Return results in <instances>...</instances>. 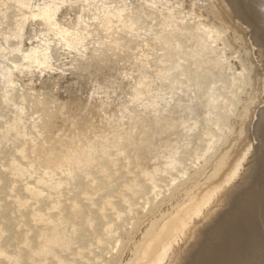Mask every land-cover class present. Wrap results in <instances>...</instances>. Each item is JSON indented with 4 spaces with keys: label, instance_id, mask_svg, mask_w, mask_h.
<instances>
[{
    "label": "bare ground",
    "instance_id": "1",
    "mask_svg": "<svg viewBox=\"0 0 264 264\" xmlns=\"http://www.w3.org/2000/svg\"><path fill=\"white\" fill-rule=\"evenodd\" d=\"M63 1H65V0H63ZM86 1L89 2L88 0H86ZM132 1H133V3L138 2V4L141 2V0H132ZM151 1H152L151 3H153V4H151V6H154L155 5L154 3L159 4L158 5L159 8H162L161 10H163L165 13V14L163 13L165 16L162 18H161V14L160 15L158 14L160 16L159 17L160 20L158 19L160 21L159 24L164 23V24L168 25L167 29H163L162 32L160 30V37H162V38L164 37L166 44L172 50L176 51V53H178V55H183V57L185 58L183 61L178 60L176 58V62L177 61L178 62L173 63L172 61L168 62L166 60L167 59L166 58L165 60L168 62L167 65L169 67V68H166L165 66H163V64L166 65V63H164V61L162 62L161 60H159V63L161 61L160 64L157 62V60L152 61L151 57L154 58V54H152L153 51L151 52V54L153 56L145 53V51L144 52L142 51V50H144V48H146V46L151 45L150 43L147 44L148 42L145 43L147 40L144 43L143 42L141 43L142 40L138 38L141 41L139 42V44H136L137 39L135 41H133L134 38L132 36L129 39L127 36L128 34L124 35V37L121 35H118V38L120 39L118 42L119 47L114 48L115 43L113 45L112 37H111V40H110V37H108L109 38L108 42H110L109 46L113 50V55H111V54H109V55L114 57L115 60L120 58V57H122L121 59L123 60L124 54L130 53L129 56H131V59L129 62V67L134 66L129 70V72H128V70H127V72H123V75H129L128 79H124L122 77L124 79V82L128 81V82H130V85H131V94H124V97L127 95L126 97L130 98L129 101H126V100L124 101L125 108L130 107V105L133 106L134 105L133 102H135V100L137 99V103H138L137 106L142 105V107H144V109H147V107H151L153 110L152 114L154 115V119H152L151 117L149 118L150 119V122H149L150 125L147 127H144L145 128L144 130L142 128H141L142 130L141 129L137 130L135 128L137 130V133L134 135L133 139L134 140L137 139V140H135V144L132 145L133 149L131 147V149H127V151H126V158H129V160H132V162L135 161L134 159H138V161H142V160L148 161V162H145L144 164H139L134 170V171L138 172L137 173V181L141 185L134 184V185L128 186L132 190V194H129L130 195V196L128 195L129 197L127 196V199L125 202H123L125 200V198H122L121 197L122 195L121 196L118 195L117 197H115L116 194H114L115 196H113V200L111 199L112 200L111 202H104L102 200V197L100 199L96 197L94 207L96 204L99 205L100 212H102V213H104V211L106 210L105 208H107V210H109L113 206H116V205H118L119 208L118 209L116 208L117 210L113 211V213H111V214L109 212H107L105 217L102 215L98 219H95L94 221H91L90 223L88 222V223L83 224L84 222H82L80 219V221L77 222V225L76 224L74 225V223H73L74 220L78 219V217H76L77 214L74 212V210L72 209V207L70 205H68V206L63 205V201L65 198L68 201V197L73 196V194L67 190V186H68L67 178L69 177L70 172L67 170L69 173L67 175H64L65 176L64 178H62L60 175L55 176V178H50L47 180L40 178V177H38V178L35 177L36 181H34V182H41L44 180V182L49 181V183H50L46 189L41 188L38 191L36 186H35L36 184L32 183L33 180L31 178V176H28L27 173L24 174L26 171L24 172L25 167L21 162L22 158L24 157V156L22 157V155H21L22 150H20L19 148L16 149V146H15L16 144H14L12 142L11 138L8 140L6 139V141L0 145V235H1L0 236V264H9L10 258L15 254L21 255L24 260H26L28 258H35L37 260L36 264H51V263H46L44 261V256L46 254H49L50 253L49 251L53 250L54 243L51 241V237L56 236V234L61 235V243L64 246L67 244L65 246L67 251L66 252L62 251L60 256L58 257V259L56 260V262L54 264H110V262L114 259V257L117 254L122 252V249H123L122 247H124V245L126 243V238L135 231V228L137 227L138 223L140 222L141 217H144L148 213L152 212L153 206L158 203V201H156V200H159L160 197H167V196L171 195L172 191H174L173 189L176 186H178L179 184H182L184 179L188 178V176L192 173V171L201 167L202 164L206 165L209 162V160L211 159V157L214 158L215 155H217V153L219 152V149H218L219 146L221 145L222 141L226 139L227 135L229 134V131L231 130L228 123L230 122L231 116L234 114V110L238 104L237 103L238 96L242 92V89L244 86V84H243L244 83L243 82L244 81V76H243L244 74L240 71H237L236 65L234 62L236 60H239V63L242 62L241 58H240V53L239 52L233 53V54L231 53L232 47L228 43V31L223 30L220 27H217L214 25H208L207 23L203 22L201 19L203 18L206 20V17H204L202 15L203 14L202 12L199 13L198 17L195 16L194 11H190L191 14H189L188 11L184 7V0H151ZM66 2H67V0H66ZM70 2H72V1H70ZM87 2H85V3H87ZM92 2H94V0ZM113 2H114V0H113ZM120 2L121 1H119V3ZM102 3L104 4L106 2H102ZM119 3H116L115 4L116 6L114 5V7L118 8V11L116 13L117 15H119L118 17H120L121 13H124V11H126V10H128L129 17L138 14L140 11V9H138V13H136L137 10L135 7H134L135 9H133V10H136V11L129 9V7H127L128 3L126 2V0H125V2L123 1L122 8H121V5H119ZM80 4H78V5H80ZM88 4L91 5V3H88ZM168 4H170V7H167ZM31 5H32V2H31ZM135 5L137 6V4H135ZM132 6H134V5H132ZM61 7L63 8L64 5L63 6L61 5ZM125 7H127V8H125ZM4 8H5V6H4ZM71 8L68 7V9H71ZM92 8H89V10L90 9L92 10ZM68 9L66 11H65V9H61L59 11L57 10L58 14L60 16L59 18L67 19L68 17H73V14H74L73 11H70ZM73 9H76V8H72L71 10H73ZM94 9L95 8H93V10ZM100 9H101V7H100ZM32 10H33V6H32ZM92 11H91V13H92ZM97 11H99V10H97ZM150 11H151V9H150ZM142 12H144V11L142 10ZM37 13L38 12H36V14ZM157 13H158V11H157ZM5 14H7V12L6 13L1 12V15H0V24L2 26L8 20H10V23L12 24L15 13L14 14L9 13L7 15H5ZM93 14H95V10H94ZM142 14L144 15V13H142ZM142 14H141V16H142ZM82 16H83V14H82ZM146 16H147V14H146ZM177 16H179L178 18L181 20H179L178 18H174ZM112 17H114V16L112 15ZM147 17H149V16H147ZM151 17H153V16H151ZM151 17H150V19H151ZM172 18L174 20H172ZM76 19H78V18H76ZM110 19H112V18H110ZM140 19H141V17H140ZM177 19H178V21H177ZM125 20H127V19L124 18V21ZM128 20L125 22H121V23H124V25H126L127 27H130V26L132 27L133 25H131L130 22L133 21L134 19H131L130 21H128ZM144 20L145 19H143L142 21H144ZM81 21H84V20H81ZM134 21H133V23H134ZM155 21L159 22L157 20H155ZM109 22H110V20H109ZM150 22H152V21H150ZM150 22H149V24H151ZM10 23L9 22L7 23V26L9 25V28H6L5 29L6 31L12 27V25ZM17 23H19V22H17ZM51 23H53V22H51ZM111 23H112V21H111ZM139 24H140V22H139ZM141 24H144V23L141 22ZM113 25H115V24H113ZM122 25L123 24H121V26ZM156 25H157V23H156ZM149 26H151V25H149ZM178 26L181 27L182 30L180 28L177 29ZM100 27H101V24H100ZM116 27H117V25H116ZM174 27H175V29L180 30L179 32L174 31L180 36V39H182L181 41H183L180 44L176 41V39L174 38V36L171 33V31L174 30L173 29ZM113 29L116 30V28H114V27H113ZM143 29H145V28H143ZM117 30H120V28L119 29L117 28ZM127 30H128V28H127ZM8 31H10V30H8ZM74 31H76V30H74ZM132 31L136 32V30H132ZM137 31H139V30H137ZM156 31L158 33V30H156ZM156 31L155 30L153 31V32H155L154 34H156ZM71 32L73 33V31H71ZM140 32H142V31H140ZM148 32H150V31H148ZM148 32H146L147 35L149 34ZM197 32H200L202 35L197 33ZM109 33L110 32H108V34ZM136 33L138 34V32H136ZM59 35H61V34H59ZM149 35H151V33ZM134 36H135V33H134ZM184 36H185V38H184ZM198 36H200L201 39H199ZM142 37L140 36V38H142ZM157 37H158V35H157ZM182 37L184 39H186L187 42L185 40H183ZM69 38H70V36H69ZM151 38H153L152 35H151ZM145 39H147V38L144 37L143 40H145ZM8 42L6 44H8ZM69 42H73V44H76V46L75 45L71 46ZM69 42H67L69 44H67L66 42H63V44L65 45L64 51L66 52L65 60H63V61L65 62L64 65H66V66L67 65L69 66L72 59H79L80 60V58H82V57L92 56L91 53L93 52L92 50L94 49V47H96V46L102 47L103 46L102 35H101V33H99V31H97L94 28L92 30H89V31H81L79 33L75 32L71 36ZM127 42H128V46L126 44ZM129 42H130V44H129ZM159 42H160V40H159ZM1 44H2V42H1ZM52 44H54V43L52 42ZM63 44H62V46H64ZM183 44H185V48L183 47ZM227 44L231 47V49ZM4 46H5V43H4ZM104 46H105V44H104ZM154 46H156V45H154ZM189 47H192L193 49H189ZM151 48H152V46H151ZM208 48L211 49V51ZM7 49H8V47H7ZM9 50H10V48H9ZM29 51H30V49H29ZM104 52L107 53L106 51H104ZM176 53H175V57H176ZM12 55H13V53H12ZM103 55H101V56L103 57ZM160 55H162V54H160ZM148 56H151V57H148ZM180 58H182V57L180 56ZM61 59H63V57ZM158 59H159V56H158ZM89 60H91V59H89ZM96 60H98V59L96 58ZM73 61H75V60H73ZM85 61H88V60H85ZM94 61H95V58H94ZM103 61H101V62H103ZM82 62H84V61H82ZM110 62H113V61L111 60ZM91 63L93 64V61ZM97 63H98V61H97ZM157 63L159 64V66H157ZM184 63H187L188 65L186 66ZM54 64H56V63H54ZM109 64H111V63H109ZM178 64L180 65V67L178 66ZM51 65H49L50 67L48 68V69L51 68V70H50L51 74L50 75H48L49 73L46 74V72H41V75L39 78L35 77L33 73L31 75V77L35 80L34 83H36V88L40 87L42 84L44 86H47L46 88H49V90L47 89L48 92L52 91V96H50V95H48V96L51 100H53L55 102L56 100L59 99V94L57 93L56 88L61 86V85L69 84L75 77L73 76V73L70 72V67H68L67 71L65 70L66 73L64 74L63 72L61 73V72L55 71V69H53L54 65L53 66H51ZM102 65L103 64H101V66ZM114 66H115V64H114ZM83 68H84L83 70H85V67H83ZM90 68L92 69L91 66H90ZM126 68H128V67H126ZM150 68H152V71L150 70ZM86 69H87V73H88L89 72L88 68L86 67ZM115 69H116V66H115ZM171 69L174 70V72H173L174 74L172 75V77H171V74L169 71ZM72 70H74V69H72ZM149 70L151 71L150 73L148 72ZM175 70H176V72H175ZM188 70L190 71V73H188ZM110 71L112 72L111 69H110ZM75 73H76V71H75ZM175 73H176V75H175ZM89 74H90V72H89ZM94 74H93V76H94ZM182 74H184L183 76H185L184 78L187 79L188 83L190 81L189 84H187V83H185V84L191 85L189 87L185 85L186 86L185 88L188 90L187 95L189 96L190 100H187V103L185 102L186 104H184V105L180 104L181 100H179V101L176 100L175 103H173L175 100H173V102L171 100V98H175V96L177 95V92L182 94L181 90L183 89V87L182 88L180 87V84H182V82L178 83L175 80L176 76H180ZM81 75L83 77V74H81ZM123 75H121V76H123ZM47 80H51V84H50L51 86L46 84ZM111 80H112V78H111ZM142 80H143V84H142ZM167 81H169V82H168L167 88H165L164 83H166ZM77 82H79V80ZM82 82H83V80H82ZM82 82H79V83H82ZM29 84L27 86H29ZM70 84H72V83H70ZM17 85L18 86L21 85L20 87L24 88V86H22V85H25V84H21L20 82L17 81ZM91 85H93V84H91ZM183 85H184V83H183ZM79 86H81V85H79ZM42 87H40L39 90ZM98 87H99V85H98ZM169 87L171 89H169ZM87 88H86V90H87ZM12 89H13V87H12ZM64 90H62V92ZM170 90L173 91L174 94ZM62 92H60V93H62ZM170 92L173 95V97L168 98L167 95H169L168 93H170ZM10 95H12V94H10ZM94 99H96V98H94ZM212 101H214L215 103ZM145 102L147 104H143ZM98 105H99V103H98ZM137 106L136 107L133 106V107L137 108ZM3 107H4V105L2 106V108ZM5 107H6V105H5ZM92 107H94V106H92ZM41 109L46 110V111H44V112H47V113H45L46 116L51 115V119L49 118L50 116L48 117L50 119V121L46 123V127H48L50 131L61 126L62 118L60 117L59 114H56V111H54V109L50 110L47 105L42 106ZM105 109H103V110H105ZM90 110H93V108ZM187 110L189 112L188 115L186 113ZM134 111L136 112L137 110H134ZM191 111H193L194 113L193 112L192 113L195 114V117L193 119L191 118V113H190ZM160 112H162V116H164V117H162V118L158 117L159 116L158 114ZM90 113L93 114L92 112H90ZM177 113H179L180 123H179V126L173 131V133H174L173 134L168 129L176 123L174 116ZM94 114H96L95 111H94ZM200 114H202L201 115L202 121H200V118H199ZM32 116H34V115H32ZM103 116H104V114H103ZM141 120H144V119H141ZM7 124H9V123H7ZM140 125H141V127H143V125L141 123H140ZM8 128L10 129V127H8ZM92 128H93V126H92ZM127 137H128V135H127ZM70 141H71V139H70ZM160 141L162 142V145L159 146L158 148H155L158 145V142H160ZM66 142L68 143L67 140H66ZM148 143H150L152 145V147L155 148L152 151V153L149 155V157H148V148L144 147ZM114 145L116 146L117 144H115V142H114ZM118 146L115 148L116 149L119 148ZM126 147L124 146V148H126ZM26 148L27 147H25V150L28 149V148L27 149ZM65 148H66V146H65ZM122 150H124V149L122 148ZM68 151H70V150H68ZM69 153H71V152H69ZM61 156H62V154H61ZM43 158H44L43 164L46 165V158L47 157H43ZM64 158H66V157H64ZM163 159H165L164 160L165 164H161L163 162ZM27 160L28 159H26V161ZM166 160H167V163H166ZM63 161H64V159L62 160V162ZM84 161H87V160H84ZM153 161H154V163H157V165L155 164L154 168L152 167ZM28 162H29V160H28ZM117 162H118V160H117ZM123 163L121 164L122 167H123ZM83 164L86 165V163H84V162H83ZM87 164H88V161H87ZM105 166H106V164H105ZM115 166H116V164H115ZM12 168L16 169L17 171L22 172V176H19V177L10 176L9 171ZM152 168H153V170H151ZM52 170L53 169H51V171ZM89 171H91V170H88V172ZM91 173H92V171H91ZM55 174H57V173H55ZM71 174H72V172H71ZM26 177L28 180H30V182L25 181ZM102 178H105V177H102ZM124 179H126V178H124ZM135 181H136V179H135ZM19 182H21V183L19 184ZM105 183L106 182H104V184ZM81 184L82 183H80V185ZM83 187L87 188V186L82 185V188ZM106 187H108V186H106ZM56 188H58V191L65 198L62 196H57L56 197L57 202H54L52 200V196L55 194ZM110 188H113V187H110ZM21 189L23 190L22 193L27 194V201H25V209H26L27 216L29 218L33 219V221H31V222H30L29 218L25 219V220L24 219H17V216L20 215V212L15 210V207L17 206L18 203L22 202V199L20 197ZM122 189H121V192H122ZM111 195H113V194H111ZM120 198H121V200H120ZM72 205H74V204H72ZM35 206H39L41 208V210L37 211L35 209ZM94 209L95 210H93V211L95 212V215H97L98 212L96 213V208H94ZM14 213H15V215H13ZM93 214L94 213H92V215ZM98 216H99V214H98ZM117 216H118V220H115V222L116 221H118V222L115 223L112 220H114V218H116ZM105 218H107V219H105ZM119 218H120V220H119ZM80 223L83 224L84 227L80 228V226H81ZM71 227H75V228L78 227L77 229L79 231L81 230V232H79V234H77L78 232H76L77 236L76 235L72 236L71 231H70ZM12 229H14V231H12ZM77 229H76V231H78ZM129 229L131 230L130 232H128ZM30 235H36V236L31 237ZM86 239H88V241H86ZM23 243H27V246L29 248L28 249L24 248L22 245ZM40 245H43L44 247L40 248L39 247ZM41 249L44 250L45 255L42 254Z\"/></svg>",
    "mask_w": 264,
    "mask_h": 264
},
{
    "label": "rangeland",
    "instance_id": "2",
    "mask_svg": "<svg viewBox=\"0 0 264 264\" xmlns=\"http://www.w3.org/2000/svg\"><path fill=\"white\" fill-rule=\"evenodd\" d=\"M22 1L23 0H0V15H1V12H4V13L7 12V14H9V13L14 14L15 13L12 24L10 23V20L6 21L3 24V26L0 24V26H1L0 27V35H1L0 36V47H1L0 48L1 49L0 50V77H1L0 78V94H1L0 95V131H1L0 132V145L3 144L6 141V139L8 140L11 138L12 142L14 144H16L15 145L16 149L19 148L20 150H22L21 155H22V157L23 156L24 157L22 158L21 162L25 167L24 172L26 171L24 174L27 173L28 176H31V178L33 180L32 183L36 184L35 186H36L38 191L41 188L46 189L50 183H49V181L44 182V180L41 182H34V181H36V178L40 177V178L47 180L50 178H55V176H58V175H60L62 178H64L65 177L64 175H67L70 172V175L67 178V180H68L67 190L69 192H71L73 194V196H69L68 201H67L66 198L58 191V188H56L55 194L52 196V200L54 202H57V198H56L57 196H62L65 198L63 201V205L64 206L70 205L72 207V209L74 210V212L77 214L76 217H78V219L74 220V222H73L74 225L75 224L77 225V222L80 221V219L82 222H84L83 224L88 223V222L90 223L91 221L98 219L102 215L105 217L107 212H109L111 214V213H113V211H115L119 208L118 205H116L117 207L113 206L109 210H107V208H105L106 210L104 211V213H102V212H100L99 205L96 204L94 207L96 197L99 199L102 197V200L104 202H111L113 200V196H115L114 194H116L115 197H117L118 195L119 196L122 195L121 197L125 198V200L123 202H125L127 199V196L129 194H132V190L128 186L134 185V184L141 185L137 181V173L138 172H136L134 170L139 164H144L145 162H148V161H146V160L138 161V159H134L135 161L132 162V160H129V158H126V151H127V149H131L132 145L135 144V140H137V139L134 140L133 138H134V135L137 133V130H139L141 128L144 130L145 129L144 127L149 126L150 125V123H149L150 117L152 119H154V115L152 114L153 113L152 108L147 107V109H144V107H142V105L137 106V104H138L137 99L135 100V102H133V104H134L133 106L134 107L137 106V108H134L131 105H130V107L125 108L124 101L125 100L129 101L130 98H127L126 97L127 95L124 97V94H131V85H130V82H128V81L124 82V79H128L129 75H123V72H127V70L129 72V70L134 66L129 67V62L131 59V56H129L130 53L129 54L125 53L123 56V60L121 59L122 57L115 60L114 57L109 55V54L113 55V50L109 46L110 42H108V39H109L108 37H110V40L112 37L113 45L115 43L114 48L119 47L118 42L120 39L118 38V35H121L124 37V35L128 34L127 36L129 39L131 36L134 38L133 41H135L137 39L136 44H139V42L141 40H142L141 43L142 42L144 43L147 40L145 43L148 42L147 44L150 43L151 45L150 46L145 45L146 48H144V50H142V51L143 52L145 51V53H147L151 56H153L152 54H154V58H152L151 56H148V57H151L152 61L157 60L158 63H159V60H161L162 62L164 61V63H166V65L163 64V66H165L166 68H169L167 65L168 62L172 61L173 63H175L176 58L178 60H181V61H183L185 58L183 57V55H178V53H176V51L172 50L166 44L164 37L163 38L160 37V30L162 32L163 29H167L168 25H166L164 23H163L164 25L162 23L159 24L160 23V21H159L160 16L159 15L161 14V18H162L165 16L164 15L165 13L163 10H161L162 8H159V6H158L159 4L154 3L155 5L151 6V4H153V3H151L152 2L151 0L150 1L149 0H141L142 3L140 2L139 4H138V2L133 3L132 0H126V2L128 3L127 7H129V9L133 10L136 8L137 11L136 10H133V11H136V13H138V9H140L141 12L139 11L138 14L135 13L136 15L129 17L128 10H126V11H124V13H121V15H120L121 18L118 17L119 15L116 14L118 11V8L114 7V5L116 3H119V1H121L119 3V5H121V8H122L123 1L125 2V0H114V2H113V0H103V1L102 0H99V1L94 0V2H92L93 0H91V1L88 0L89 2H87L86 0L85 1L84 0H69V1L67 0V2H66V0L65 1H63V0H60V1L59 0H49V1L48 0H37V1L36 0H24L23 2ZM70 1H72V2H70ZM31 2H32V5H31ZM85 2H87V3H85ZM102 2H106V3L103 4ZM88 3H91V5H89ZM78 4H80V5H78ZM135 4H137V6ZM170 4H168L167 7H170ZM61 5L62 6L64 5V7L62 8ZM132 5H134V6H132ZM4 6H5V8H4ZM32 6H33V10H32ZM68 7H70V8L72 7V8H76V9L71 10L72 8L68 9ZM92 7L95 8L94 10H95L96 15L93 14L94 10ZM100 7H101V9H100ZM127 7H125V8H127ZM89 8H92L93 11L91 9L89 10ZM61 9H65V11L67 9L70 11H73V13H74L73 17H68L67 19L59 18L60 16L58 14V11ZM150 9H151V11H150ZM97 10H99V11H97ZM142 10L144 12H142ZM91 11H92V13H91ZM157 11H158V13H157ZM36 12H38V13L36 14ZM140 13L141 14L144 13L145 16L143 14L141 16ZM7 14H5V15H7ZM82 14H83V16H82ZM146 14L149 17H147ZM112 15L115 18L112 17ZM151 16H153V17H151ZM140 17H141V19H140ZM150 17H151V19L152 18L153 19L151 20ZM178 17L179 16L174 17V18H178ZM76 18H78V19H76ZM110 18H112V19L114 18L115 20L114 19L112 20ZM124 18H126L127 20L129 19L128 21H130L131 19H134L136 22L134 20H133L134 23H133V21H131L130 23L133 26L132 27L130 26L131 27L130 28V27H127L126 25H124V23H121V22L127 21V20L124 21ZM142 18L145 20L142 21L143 20ZM178 19H177V21H178ZM81 20H84V21H81ZM109 20H110V22H109ZM155 20H157L159 22H156ZM172 20H174V19L172 18ZM179 20H181V19H179ZM111 21L115 25H113L111 23ZM150 21H152V22H150ZM8 22L13 27V28L11 27L10 29H8L11 32L8 30H7L8 31L7 32L5 30L6 28H9V25L7 26ZM17 22H19V23H17ZM51 22H53L54 24ZM139 22H140V24H139ZM141 22L144 24H141ZM149 22L151 24H149ZM99 23L101 24V27H100ZM156 23H157V25H156ZM121 24H123V25L121 26ZM116 25H117V27H116ZM149 25H151V26H149ZM113 27L116 28V30L113 29ZM93 28L96 29L97 31H99V33H101L102 40H103V46L102 47L101 46L100 47H97V46L94 47L95 50L94 49L92 50L93 51L91 53L92 56L82 57L83 59L80 58V60L79 59H72L69 66L64 65L65 62L63 60H65L66 52L64 51L65 45L63 44V42H66V43L69 42L71 36L75 32L79 33L81 31H89V30H92ZM117 28L118 29L120 28V30H117ZM127 28L129 31L127 30ZM143 28H145V29H143ZM179 28L182 30V28L178 26L177 29H179ZM173 29L174 30L171 31L172 35L174 36V38L176 39V41L179 44L182 43L183 41H181L182 39H180V36L176 32H174V31L179 32L180 30L175 29V27ZM74 30H76V31H74ZM132 30H136V32H138V34ZM137 30H139V31H137ZM147 30L150 32H148ZM154 30L155 31L158 30V33L156 31V34H154L155 33V32H153ZM71 31H73V33ZM140 31H142V32H140ZM108 32H110V33L108 34ZM146 32H148L149 34L151 33L153 38H151V35H149V34L147 35ZM66 33L70 36V38ZM134 33H135V36H134ZM197 33L201 34L200 32H197ZM59 34H61L62 36ZM139 35L141 37L142 36L143 37L140 38ZM157 35H158V37H157ZM144 37L147 39L143 40ZM138 38L141 40H139ZM184 38H185V36H184ZM184 38H183V40H185L187 42V40ZM198 38L201 39L200 36H198ZM159 40H160V42H159ZM1 42H2V44H1ZM7 42L9 45L6 44ZM52 42L55 45L52 44ZM4 43H5V46H4ZM69 43L71 46L72 45L76 46V44H73V42H69ZM69 43H67V44H69ZM62 44L64 46H62ZM104 44H105V46H104ZM126 44L128 46V42ZM129 44H130V42H129ZM154 45H156V46H154ZM151 46H152V48H151ZM7 47H8V49H7ZM183 47L185 48V44H183ZM9 48H10V50H9ZM29 49H30V51H29ZM189 49H193V48L189 47ZM209 50L211 51V49H209ZM104 51H106L107 53H105ZM151 52H152V54H151ZM12 53H13V55H12ZM175 53H176V57H175ZM160 54H162V55H160ZM101 55H103V57ZM158 56H159V59H158ZM180 56L182 58H180ZM62 57H63V59H61ZM93 57L95 58V61H94ZM96 58L98 60H96ZM89 59H91V60H89ZM73 60H75V61H73ZM85 60H88V61H85ZM109 60L110 61L112 60L113 62H110ZM82 61H84V62H82ZM92 61H93V64L91 63ZM97 61H98V63H97ZM101 61H103V62H101ZM161 61H160V63H161ZM108 62L111 64H109ZM54 63H56V64H54ZM158 63H157V66H159V64H160V63L159 64ZM101 64H103V65L101 66ZM114 64L116 66V69H115ZM184 64L186 66L188 65L187 63H184ZM49 65H51V66L54 65L53 66L54 68L53 67L52 68L55 69V71H58L61 73L63 72L64 74L66 73L68 67H70V72H72L73 76L75 77L70 82L72 84H70V83L65 84V85L60 84L61 86L56 88V91L59 94V99L56 100L55 102L53 100H51L48 96V95L52 96V91L48 92L49 88H46L47 86H44L42 84L40 86V87L43 86L41 88L42 90L41 89L39 90L40 87H37L38 88L37 89L36 83H34L35 80L31 77V75L33 73L35 77L39 78L41 75V72H46V74L49 73L48 75H50L51 74V71H50L51 68L48 69L50 67ZM82 66L85 67V70H83L84 68ZM90 66L92 67V69L93 68L94 69L92 70L90 68ZM178 66L180 67L179 64H178ZM86 67L88 68V71L90 72V74H89V72L87 73ZM126 67H128V68H126ZM72 69H74V70H72ZM110 69L112 70V72L110 71ZM150 70L152 71V68H150ZM150 70L148 71L149 73L151 72ZM75 71H76V73H75ZM169 71H170V74L172 77V75L174 74L173 73L174 70L171 69ZM175 72H176V70H175ZM92 73L93 74L95 73L94 76ZM188 73H190L189 70H188ZM81 74H83V77ZM121 75H123V76H121ZM175 75H176V73H175ZM183 75L184 74L175 77L176 78L175 80L178 83L182 82V84H180V87L181 88L183 87V89L181 90L182 94L177 92V95L175 96V98H171V97H173V95L171 94V92L173 93V91L170 90L171 92L168 93L169 95H167L168 98H171L172 102H173V100H175L173 103H175L176 100H178V101L181 100L180 101L181 105L186 104L187 100H190L189 96L187 95L188 90L185 87L191 86V85H187L190 83V81L188 83L187 79L184 78L185 76H183ZM111 78H112V80H111ZM78 80H79V82H82V80H83V82L79 83V82H77ZM17 81L20 82L21 84H25V85H22V86H24V88L20 87L21 85L18 86ZM169 81L164 83L165 88H167ZM183 83H184V85H183ZM185 83H187V84H185ZM28 84H29V86H27ZM46 84L51 86L50 85L51 80H47ZM91 84H93V85H91ZM142 84H143V80H142ZM79 85H81V86H79ZM98 85H99V87H98ZM12 87H13V89H12ZM86 88H87V90H86ZM169 89H171V88L169 87ZM62 90H64V91L62 92ZM60 92H62V93H60ZM9 93L12 95H10ZM94 98H96V99H94ZM212 102H214V101H212ZM98 103H99V105H98ZM143 104H147V103L145 102ZM3 105H4V107L2 108ZM5 105H6V107H5ZM46 105L48 106V108L50 110L54 109V111H56V114H59L60 117L62 118L61 126L53 129L52 131H50L49 128L46 127V123L50 121L51 115H49L50 117L46 116L45 113H47V112H44L46 110L41 109L42 106H46ZM92 106H94V107H92ZM92 108H93V110H90ZM103 109H105V110H103ZM134 110H137V111L135 112ZM94 111L96 114H94ZM90 112H92L93 114H91ZM192 112L193 111H191L190 113H191V118L193 119L195 117V114H193L194 112L193 113ZM102 113L104 114V116ZM186 113L188 115V113H189L188 110L186 111ZM32 115H34V116H32ZM158 115H159L158 116L159 118L164 117V116H162V112H160ZM201 115L202 114H200V116H199L200 121H202ZM141 119H144V120H141ZM174 119L176 120V123L168 129L172 133L179 126V123H180L179 113H177L174 116ZM7 123H9V124H7ZM140 123L143 125V127H141ZM91 125L93 126V128ZM8 127H10V129ZM43 127L44 128L46 127V128L44 129ZM127 135L129 138L127 137ZM69 138L71 139V141ZM66 140L68 141V143L66 142ZM114 142H115V144H117L116 146L114 145ZM64 145L66 146L67 149L65 148ZM161 145H162V142L160 141V142H158V145L155 148H158ZM117 146L119 148L116 149L115 147H117ZM124 146L125 147L127 146V147L124 148ZM25 147H27L28 149L26 148L27 150H25ZM144 147L148 148V157H149V155L152 153V151L155 148H153L150 143H148ZM122 148L124 150H122ZM132 149H133V147H132ZM68 150H70V151H68ZM69 152H71V153H69ZM61 154H62V156H61ZM43 157H47L46 158V165L43 164L44 163ZM64 157H66V158H64ZM26 159H28L29 162H28V160L26 161ZM63 159H64V161L62 162ZM84 160H87L88 164H87V161H84ZM117 160H118V162H117ZM164 160L165 159H163V162L161 164H165ZM83 162L86 163V165L83 164ZM122 163H123V167L121 166ZM166 163H167V160H166ZM105 164H106V166H105ZM115 164H116V166H115ZM155 164L157 165V163H154V161H153V166H152L153 168L155 167ZM153 168L151 170H153ZM13 169L14 168H12L9 171L10 176H12V177L22 176V172L17 171L16 169H14V170ZM51 169H53V170L51 171ZM88 170H91L92 173H91V171L88 172ZM71 172H72V174H71ZM55 173H57V174H55ZM102 177H105V178H102ZM124 178H126V179H124ZM135 179H136V181H135ZM25 181L30 182V180H28L27 177H26ZM104 182H106V183L104 184ZM20 183L21 182H19V184ZM80 183H82V184L80 185ZM82 185L87 186V188H85V187L82 188ZM106 186H108V187H106ZM110 187H113V188H110ZM122 188L123 189L125 188V189L123 190ZM121 189H122V192H121ZM22 192H23V190L21 189L20 197L22 199V202L17 204V206L15 207V210L20 212V215L17 216V219H24L25 220V219L29 218L26 214V209H25V201H27V194L22 193ZM111 194H113V195H111ZM120 200H121V198H120ZM72 204H74V205H72ZM94 208H96V213L98 212L99 216H98V214L95 215V212L93 211V210H95ZM35 209L37 211L41 210V208L39 206H35ZM92 213H94V214L92 215ZM13 215H15V213ZM29 219H30V222L33 221V219H31V218H29ZM105 219H107V218H105ZM115 220H118V216L116 218H114V220H112V221L115 222ZM119 220H120V218H119ZM116 222H118V221H116ZM83 224L80 223V225H81L80 228L84 227ZM77 228L78 227H76V228L71 227L70 231H71L72 236L76 235V232H78L77 234H79V232H81V230L79 231ZM76 229L78 231H76ZM12 231H14V229H12ZM30 236L34 237L36 235H30ZM51 241L54 243V248L52 251H49L50 252L49 254L45 255L44 250L43 249H41V250H42V254L45 255L44 261L46 263L54 264L56 262V260L58 259V257L60 256L61 252L67 251V249L65 247L67 244L64 246L61 243V235H59V234H56V236H54V237L52 236ZM86 241H88V239H86ZM22 245L26 249L29 248L27 246V243H23ZM39 247L43 248L44 246L40 245ZM36 262H37V260L35 258H28V259L24 260L21 255L15 254L10 258L9 264H36Z\"/></svg>",
    "mask_w": 264,
    "mask_h": 264
},
{
    "label": "water",
    "instance_id": "3",
    "mask_svg": "<svg viewBox=\"0 0 264 264\" xmlns=\"http://www.w3.org/2000/svg\"><path fill=\"white\" fill-rule=\"evenodd\" d=\"M184 7L228 31L244 86L217 155L156 200L110 264H264V0Z\"/></svg>",
    "mask_w": 264,
    "mask_h": 264
}]
</instances>
